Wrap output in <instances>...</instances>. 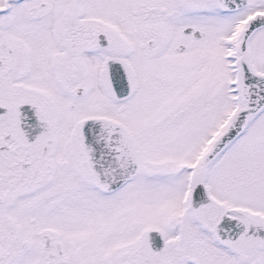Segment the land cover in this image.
<instances>
[{"label": "snow or ice", "instance_id": "6c2138e0", "mask_svg": "<svg viewBox=\"0 0 264 264\" xmlns=\"http://www.w3.org/2000/svg\"><path fill=\"white\" fill-rule=\"evenodd\" d=\"M0 264H264V0H0Z\"/></svg>", "mask_w": 264, "mask_h": 264}]
</instances>
